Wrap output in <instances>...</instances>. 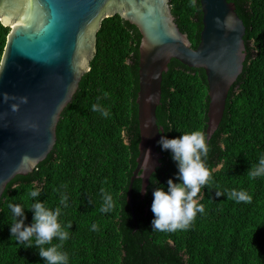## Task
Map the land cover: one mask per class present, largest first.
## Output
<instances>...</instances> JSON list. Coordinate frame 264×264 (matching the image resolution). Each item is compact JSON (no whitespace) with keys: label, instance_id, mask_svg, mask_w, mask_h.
<instances>
[{"label":"trees","instance_id":"trees-1","mask_svg":"<svg viewBox=\"0 0 264 264\" xmlns=\"http://www.w3.org/2000/svg\"><path fill=\"white\" fill-rule=\"evenodd\" d=\"M228 2L236 5L246 26L247 59L218 130L208 141L205 71L176 60L163 76L157 109L158 125L169 139L194 130L205 133V163L211 171L199 199L205 213L197 214L184 231L152 229V190L166 187L177 173L170 153L161 149L162 165L151 177L145 198L138 179L133 208L128 203L141 142L137 97L142 36L117 16L102 23L91 71L61 116L54 150L32 174L16 177L7 187L0 202V264H45L38 248L18 244L9 228L10 202L22 204L26 224L32 223L28 209L35 201L29 193L35 188L41 190L37 199L48 208L61 207V224L72 225L68 240L52 241L62 243L69 264H264V176L248 174L264 157V0ZM171 6L176 24L197 49L203 30L200 0H172ZM10 32L0 22V64ZM233 189L247 192L251 203L215 194ZM106 194L112 196L113 207L102 213ZM61 195L67 196V207L60 204ZM93 224L97 231H92Z\"/></svg>","mask_w":264,"mask_h":264},{"label":"water","instance_id":"water-1","mask_svg":"<svg viewBox=\"0 0 264 264\" xmlns=\"http://www.w3.org/2000/svg\"><path fill=\"white\" fill-rule=\"evenodd\" d=\"M172 0H0V22L11 32L0 64V202L9 184L28 176L52 153L65 109L91 71L104 20L117 17L142 36L139 63V157L129 187L142 199L164 158L157 141L163 76L172 60L202 69L209 85L207 140L223 121L229 93L244 71L246 26L228 0H200L197 49L176 24ZM7 98V99H6Z\"/></svg>","mask_w":264,"mask_h":264},{"label":"clouds","instance_id":"clouds-1","mask_svg":"<svg viewBox=\"0 0 264 264\" xmlns=\"http://www.w3.org/2000/svg\"><path fill=\"white\" fill-rule=\"evenodd\" d=\"M96 110L98 106L93 105V111ZM103 115L107 116L108 113L104 112ZM157 144L161 151L170 153L177 173L174 178L167 180L166 187L161 186L152 190L151 212L154 218L151 221V227L155 231L167 233L184 231L190 227L197 214L205 213L204 205L199 202V199L202 198L201 189L211 179V171L205 163L209 153L206 136L200 130L186 132L171 139L161 135ZM248 174L252 178L264 176V157L259 159L256 167L250 168ZM40 192L39 188H35L29 193L35 201L28 209L33 213L31 224L25 222L27 217L22 204L10 202L7 205L12 215V224L9 227L11 236L18 244H26L28 248L34 246L38 248L39 257L45 264H69L68 254L60 250L62 243L53 245L52 241L54 238L60 242L68 240L70 233L67 229L72 225L61 224L59 221L62 214L61 207L48 208L44 202L37 199ZM215 194L217 197L227 195L228 199L237 203H251L252 200V197L243 190L233 189L227 194L216 191ZM67 199V196L61 195L60 204L63 207L68 206ZM112 207V196L104 195V206L100 211L107 213ZM97 230L98 226L93 224L92 231ZM45 245L51 246L44 247Z\"/></svg>","mask_w":264,"mask_h":264},{"label":"rangeland","instance_id":"rangeland-1","mask_svg":"<svg viewBox=\"0 0 264 264\" xmlns=\"http://www.w3.org/2000/svg\"><path fill=\"white\" fill-rule=\"evenodd\" d=\"M9 29H11L10 27H8Z\"/></svg>","mask_w":264,"mask_h":264}]
</instances>
